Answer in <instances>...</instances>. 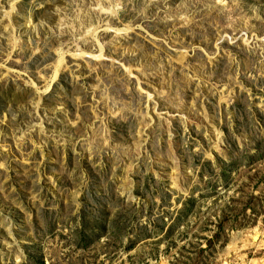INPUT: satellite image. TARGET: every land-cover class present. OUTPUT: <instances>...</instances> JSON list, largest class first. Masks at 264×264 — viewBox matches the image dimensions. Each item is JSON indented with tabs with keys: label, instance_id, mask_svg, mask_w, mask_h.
I'll list each match as a JSON object with an SVG mask.
<instances>
[{
	"label": "rangeland",
	"instance_id": "1",
	"mask_svg": "<svg viewBox=\"0 0 264 264\" xmlns=\"http://www.w3.org/2000/svg\"><path fill=\"white\" fill-rule=\"evenodd\" d=\"M0 264H264V0H0Z\"/></svg>",
	"mask_w": 264,
	"mask_h": 264
},
{
	"label": "bare ground",
	"instance_id": "2",
	"mask_svg": "<svg viewBox=\"0 0 264 264\" xmlns=\"http://www.w3.org/2000/svg\"><path fill=\"white\" fill-rule=\"evenodd\" d=\"M220 1H221V3H224V0H220ZM102 55H103L102 53L99 54L100 57H102ZM63 63H64V58H63V54H61L60 61L56 64V67H55V72H54L53 80L56 79L59 76V73L61 71V66L63 65Z\"/></svg>",
	"mask_w": 264,
	"mask_h": 264
}]
</instances>
